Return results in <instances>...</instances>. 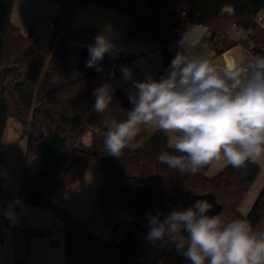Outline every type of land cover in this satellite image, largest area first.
<instances>
[{"label":"trees","instance_id":"obj_1","mask_svg":"<svg viewBox=\"0 0 264 264\" xmlns=\"http://www.w3.org/2000/svg\"><path fill=\"white\" fill-rule=\"evenodd\" d=\"M60 6L54 22L55 32L48 44L34 31L21 33L9 22L15 0H0V202L17 199L45 209L64 225L65 264H128L129 259H143L153 244L146 214L183 210L194 204L197 196L212 194L222 206L217 215L222 224L236 219L248 220L255 231H264V186L247 216L240 213L257 181L261 167L248 164L241 169L228 165L214 178L207 176L210 166L195 175L180 173L158 160L172 152L169 136L157 131L141 147H126L119 158L104 147L107 116L126 119L132 105L121 90L112 93V103L103 115L94 111L93 92L112 84L131 68L135 56L126 53L106 54L99 62L102 72L87 68V45L92 28L76 31L72 21L78 8L95 7L129 17L127 38L158 46L163 55L159 80L174 58L168 46L194 26H205V42L221 55L237 45L229 38L231 28L248 33L246 47L254 56L264 57V29L257 22L264 13V0H48ZM14 120L28 135L29 142L18 197L2 190L4 135L9 120ZM90 136L88 144L83 142ZM175 154V153H174ZM95 159L103 180L93 202L94 211L106 225L122 214L131 218L120 241L105 242L88 232V224L54 204L52 189L82 184L88 163ZM5 218L3 223H7ZM120 222L114 233L118 235ZM27 244L33 239L51 237L52 231L28 227L18 230ZM186 235V233H185ZM4 240L0 230V242ZM51 245L59 247L57 240ZM180 260L191 264L181 253ZM19 264H24L19 263Z\"/></svg>","mask_w":264,"mask_h":264},{"label":"clouds","instance_id":"obj_2","mask_svg":"<svg viewBox=\"0 0 264 264\" xmlns=\"http://www.w3.org/2000/svg\"><path fill=\"white\" fill-rule=\"evenodd\" d=\"M177 43L182 51L159 80H132V69L122 68L136 92L128 95L132 107L126 119H104L106 152L119 158L143 125L169 136L172 152H162L158 160L182 174L195 175L213 164L241 169L264 162V57L217 66L188 53L198 43L189 34ZM114 50L110 40L97 35L88 47L85 67L102 72L99 62ZM113 91L107 84L94 90L97 114L107 112ZM212 207L207 199H199L163 220V213H148L146 239L154 244L167 238L191 264H264V231H255L246 219L222 224L218 216L207 215ZM6 218L14 219L13 213Z\"/></svg>","mask_w":264,"mask_h":264},{"label":"rangeland","instance_id":"obj_3","mask_svg":"<svg viewBox=\"0 0 264 264\" xmlns=\"http://www.w3.org/2000/svg\"><path fill=\"white\" fill-rule=\"evenodd\" d=\"M56 9L57 8H53L52 10L42 15H38L39 12H35L33 14V21H35V23H33L29 32L34 31L37 37H39L40 35L41 42H43V39L47 36H49L48 43H50V41L52 40L53 32L50 30V23L55 22L56 17L60 12V9ZM257 22L259 26L264 29V13H261L259 15ZM128 23L129 21L126 18V15L123 14L118 15V13L103 9L97 10L90 8H78L71 26L76 31H81L84 28H89L90 25L94 26L95 31L92 33L87 43L93 45L94 38L97 35L105 36L112 43L125 40L127 38ZM247 35L248 33L242 29L231 28L229 31V38L233 39V41H235L236 43L238 42L240 45L246 42ZM246 48L241 45V47H237V49L233 51V54H238L240 52L239 50L248 52V48L247 50ZM223 58L225 60V63H223V65H225L228 60L225 55ZM28 142L29 137L28 135L23 134L22 126H20L16 121L12 119L9 120L4 135L5 155L3 160L4 170L2 172L3 188L6 193L12 194L16 198L18 197L20 190L21 183L19 177L25 165ZM83 142L88 144L90 142V136L86 135L83 139ZM259 165L261 167V172L252 189L254 190V192L260 184H264V162L259 163ZM218 166L219 165L216 164L214 170ZM214 170L209 171L208 174L212 178L215 177ZM102 180L103 175L98 170L96 160L91 159L88 163L85 182L79 184L74 189L79 194L71 198V200L67 202L68 206H65L66 208L64 207V204L58 207L63 210H66L70 214H73L75 217L87 223L88 232L90 234L99 236L105 242H113L114 237L116 236L117 240L120 241L125 232L126 223L131 220V218L125 214H122L121 217L115 223L106 225L104 217L94 211L93 202L96 198V192L98 191ZM62 194L63 192L59 191L55 194L54 197L60 199L62 198ZM3 206L4 204L0 206V230L2 229L4 233L3 242L6 243L7 246H9L11 251H13L14 247L17 248L18 252L16 264L22 262L24 263L25 259H28L26 255L29 251L30 246L27 244L26 238L24 236L22 238L19 237L18 233L16 232L22 226L20 224V221L17 222L14 217V219L7 218L8 222L3 223V220H5L6 218V216L3 217L2 214ZM30 220L32 221V223H40L38 225H45L47 223V220H44V222H38L36 219L34 220V218H32L31 216ZM118 222H120L121 225H119L118 227L119 230L117 235L114 233V229L116 228V224ZM57 225L58 223L52 224V227L55 231H57L58 229ZM58 233H62V230H58ZM19 238H21L23 242L22 244H19ZM40 252L43 253L42 248L40 249ZM178 257L179 253L177 252L175 245L171 248V246L167 244V238H165L164 242L157 241L152 244L147 250L145 256L143 257V260L147 264H188L183 260H180ZM34 261V264H49V260H47V262H44L43 256H41L40 259L35 256ZM1 264H5L4 260H2Z\"/></svg>","mask_w":264,"mask_h":264},{"label":"crops","instance_id":"obj_4","mask_svg":"<svg viewBox=\"0 0 264 264\" xmlns=\"http://www.w3.org/2000/svg\"><path fill=\"white\" fill-rule=\"evenodd\" d=\"M53 8H57L56 10H59L60 6L48 0H15L13 9L10 13L8 20L15 27L19 28L21 33L25 34L29 32L31 26L33 25V23H35V21H33V14L35 12H39L38 15H42L52 10ZM90 9L98 10L99 8L90 7ZM118 15H121V14L118 13ZM5 17L6 15L3 17V19H5ZM126 18L129 21V17L126 16ZM3 19L0 21V23L5 22ZM89 28H92L95 31L94 26L90 25ZM207 33H208V28L202 25L194 26L191 28L189 32H187V34H189L190 39H194L198 41L195 48L188 49L189 54L194 55V56H202L204 58H208L217 66H234L241 62L246 63L247 61L252 59L253 54L249 50L248 52L239 50L240 52L238 54H233L234 53L233 51H235L237 47H241V45H243L246 48V44H245L246 42L241 45L237 42V45L231 48L230 50H228L226 54L223 53L221 55H217L214 50L213 45L204 41ZM40 38L41 36L39 35V39ZM180 39L181 38H179L178 40H176L175 42H173L172 44L168 46V49L171 51L174 57L178 51H182V49L179 47L177 43ZM231 40L233 41V39ZM48 42H49V36L43 39L44 44H48ZM113 44L116 47V49L113 52L126 53V54H130L136 57V59L133 62L132 67L130 68L132 69V80L144 81L149 76H151L153 79H156L158 77V75L160 74L163 68V55H162L161 49L158 46L149 44V43L134 42V41L129 40L128 38H126L123 41L114 42ZM85 46L89 47L90 44H87ZM224 55L227 57V60H228V62L225 65H223V63H225V60L223 58ZM132 80L126 81L123 78V75H121L112 84H109V86L112 89H114V91L116 90L123 91L125 95L128 97L129 93L136 92V89L133 86ZM157 131L158 130L155 128L142 125L139 135L130 143L129 148L131 150L138 149L146 141H148ZM215 165L216 164L212 165L210 169L208 170L207 176L209 178H212L208 175L209 171H213ZM227 166L228 165H219L218 167H216L214 170L215 176H217ZM3 170H4V165H3ZM19 178H20L19 180L21 183L22 173ZM78 185L79 184L74 185V186H67V187L55 190V194L59 191L63 192L62 198L57 199L54 197V200L57 201V206L60 207L62 204H64V207L68 206L67 202H69L71 198L79 194L77 191L74 190L75 187ZM263 186L264 184H260L259 187L256 188L254 192V190H252L254 187L253 185L247 199L245 200V202L242 204L240 208V213L243 216H247V214L250 212ZM2 190L5 192L3 188V176H2ZM55 194L53 196H55ZM1 205L2 203L0 202V206ZM2 212H3L2 213L3 217H5L8 212L13 213L16 221L17 222L20 221L21 225L25 223L28 227H31V228L52 231L51 237L37 238V239L31 240L30 248L26 255L28 259H25L24 264H34L35 256H37L39 259L41 256H43L44 262H47V260H49V264H65V233L63 231L64 225L57 219V217L54 214H52L51 212L45 209L39 208V207L29 206L25 204L19 205L17 202V199L12 201L11 203L4 204ZM30 216L34 218V220L36 219L38 222L39 221L44 222V220H47V223L45 225H38L40 223H32V221L30 220ZM53 223H56V224L58 223L57 231L53 229L52 227ZM58 230H62V233H60L62 235L58 233ZM16 232L18 233V230ZM53 239L58 241L59 247L55 248L51 245V241ZM22 243H23L22 241L19 242V244H22ZM41 248L43 250V253L40 252ZM17 252L18 250L16 247H14L13 251H11L9 246L6 245V243L1 242L0 243V259H1L0 264L2 263V260H4L5 264H16Z\"/></svg>","mask_w":264,"mask_h":264},{"label":"water","instance_id":"obj_5","mask_svg":"<svg viewBox=\"0 0 264 264\" xmlns=\"http://www.w3.org/2000/svg\"><path fill=\"white\" fill-rule=\"evenodd\" d=\"M55 194V189H52L50 192V196H53ZM199 199H207L209 203L212 204V209L207 213V215L209 216H217L221 210H222V206L219 205L215 199V197L212 194H206V195H201V196H197L194 199V203L196 200ZM128 264H147L143 259H129L128 260Z\"/></svg>","mask_w":264,"mask_h":264},{"label":"built area","instance_id":"obj_6","mask_svg":"<svg viewBox=\"0 0 264 264\" xmlns=\"http://www.w3.org/2000/svg\"><path fill=\"white\" fill-rule=\"evenodd\" d=\"M138 3H142L144 0H134ZM50 30L54 33L55 32V25L53 22L50 23ZM248 50L251 52V46L248 47ZM256 56L252 55V59L255 58ZM55 205H57V201L54 200L53 201ZM18 236H19V233H18ZM21 238H19V242H21ZM167 244H169V246H171V248L174 246L173 243H171L170 241H167Z\"/></svg>","mask_w":264,"mask_h":264}]
</instances>
